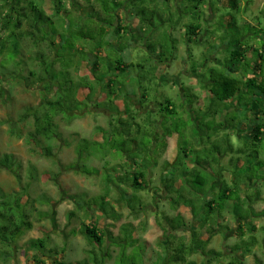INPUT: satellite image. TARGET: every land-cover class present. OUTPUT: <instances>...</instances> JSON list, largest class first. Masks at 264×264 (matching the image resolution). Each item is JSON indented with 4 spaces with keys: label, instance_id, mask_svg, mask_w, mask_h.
Instances as JSON below:
<instances>
[{
    "label": "rangeland",
    "instance_id": "1",
    "mask_svg": "<svg viewBox=\"0 0 264 264\" xmlns=\"http://www.w3.org/2000/svg\"><path fill=\"white\" fill-rule=\"evenodd\" d=\"M99 1L63 0V5L59 6L55 4L54 0H47L45 8L49 15L56 14V9L62 10L61 18L66 22L64 23L65 27L59 29L60 32L68 29V31H72V35L77 37L78 29L84 28L83 33L74 40L77 42V47L83 48L87 53L94 48V45L98 46L100 41L114 47H125L123 53L115 51L112 53L110 49V56H108V47H104L103 55L100 56L101 65H108L116 57L124 58L127 64L143 65L142 58L148 53L147 44H149L155 49V52L150 55L157 60L153 61V65L164 64L167 68L169 67V70L166 75H161L164 70L161 66L157 71L159 74H156L157 81L152 79L154 82L151 83L149 80L154 73L148 75L149 80L141 77L144 75L143 72L149 69L148 65L144 69L131 68L125 75L118 72L108 73L104 79L98 82L92 72V63L87 60L79 62L76 58L75 65L68 71L74 83L84 84L78 91L77 99L86 102L87 105L76 111V115L70 121L57 120L60 137L42 143L43 147L48 145L51 147L52 153L48 155L42 153L43 149H37L27 144L26 138L32 129V119L25 125H19L21 128L16 129V132L12 133L11 130L10 123L19 119L20 115L29 107L39 106L44 97L40 86H26L25 78L29 77L32 67V65L27 67L26 64H30L32 52L25 53L24 71L22 70L21 74L17 71V75L13 79L5 76L3 83L0 84V157L4 154L12 155L15 162L20 165L17 172L0 169V188L4 190V193L11 194L20 192L21 187H27L32 199L44 197L49 203L44 205L36 203L28 206L29 220L33 223L32 230H28L11 248L2 249L0 246L1 256L6 252V256H10V260L13 258L9 264H54L55 261H63L65 264H94L91 260L93 255L89 253L93 250L103 261L101 264H163L162 260H167L168 257V252L164 249L165 238L170 239L168 241L170 242L169 248L170 251H174L180 242H190L192 233L195 231L201 238L204 237L206 241L208 240L206 251L213 249L223 253L224 257H214L213 254L208 257L196 254L190 257L189 261H194L195 264H227L230 260L228 252H231L235 245L244 246L243 241L250 237V233L247 229L244 233L237 229L238 219L232 200H218L217 203L224 206L223 211L215 214L208 225L202 224L206 216L202 209L203 201L217 200L222 186L217 185L214 190L212 187L214 184H211L218 181V176L215 177V175L221 173H217L213 166L210 170L200 169V173L207 178L211 185L205 187L190 184L184 176H188L185 172L193 169L197 160L205 161L203 164L206 166L209 159L219 158L220 153L225 159L229 157V159L234 158L237 161L243 160L241 157L246 156L249 152L252 165H248V167L246 164L239 165L238 172H234L245 179L247 183L243 188L245 193H242L239 188H231L233 193L236 192L232 199L239 200V197L247 194L246 196H250L254 200L253 202L241 200L237 209L248 210L249 217H251L247 226L254 224L257 229L255 233L251 234V237L257 239L252 254H257L259 263H256L254 256L247 257L246 263L264 264V141L261 145L253 142L247 136L258 124H264V95L258 90L242 91V97L238 99L239 105L227 115L223 111L225 105L219 101L214 100L215 106L211 108V100L202 98L204 104H207V107L203 108L201 104L194 103L185 91L187 98H182L185 99L184 102L188 106L195 104L193 109L196 114L187 112V108L181 107V85L185 84L188 89H193L196 95L202 96L203 91L197 83L200 78L194 74H196L195 72L199 75L204 73L205 77L211 80L210 68H205V66L218 50L215 49L218 46H215L212 40H208L207 48L203 49L196 41L188 44L182 37L185 35L186 26L192 22L207 30L210 23L205 17L210 15V11L214 12V8L212 7V10L206 8L205 6L209 5L206 3L200 6L198 11H195L192 9L195 4H190L189 0H167V3L164 0H155L153 3L154 9H156L155 13L148 14L146 18L148 22L154 20L155 26L147 27L140 23L141 17L133 18L130 11L142 7L150 9L151 2L135 6L133 4L136 2L129 0L124 3L122 9H118L115 13L120 22H123L122 25L126 24L130 27V32L122 33L123 38L120 40L118 36L114 35V27L100 24L98 19H111L112 15L106 14L105 11L114 9L113 3L111 0H103V4ZM238 1L241 8L248 6L242 0ZM214 3L217 15L211 12L213 15L210 16L216 15L212 24H219L216 25L217 27L225 26L223 24L225 20L230 21L235 17L236 26L230 27V38L240 39L243 43V38L249 36V39L245 40L248 42L246 46H250L252 49L249 50L251 53L242 63L245 68L242 73L253 77L256 74L255 63L264 61V54L260 53L264 48V0H254L248 6L244 14L245 18L236 14L235 9L230 7L229 0H215ZM166 12H169L167 19L164 16ZM200 15H203L201 21ZM55 21L57 22V18ZM114 24H117V19ZM91 25L99 29V33L94 31ZM24 28L28 29V26L25 25ZM103 30H105V36L101 33ZM85 35H91V38L96 39L98 43L89 41L88 38L84 39ZM58 41L59 39H57ZM44 42L40 45L41 50L50 55V50ZM251 42H254L255 46H251ZM30 47H33L31 43ZM232 48L231 46L230 49ZM92 58L89 59L92 60ZM60 64L57 66L58 69ZM112 67L115 66L112 65ZM212 68L218 70L216 74L223 73L220 67ZM100 70L104 74L103 68ZM188 74L191 75L188 76ZM159 75L161 78L158 79ZM109 79L121 84L113 88L114 96L109 95L110 88L107 85ZM87 83H91L90 85L97 92L91 101L88 100ZM146 90L150 99L158 104L164 102L166 98H170L176 104L175 113L170 114L167 110L160 111L154 117L156 121L159 120L158 123L156 125L147 124L146 120L152 119L154 115L147 116L146 111L137 114L134 108V103H137L138 100V93H144ZM128 93L131 97L128 96V105H126L125 95ZM162 108L158 105V110ZM126 109H129L133 114L136 113L135 117L139 127H135L133 132L137 131L135 141H137L140 151L137 150L138 146L134 144L133 140H125L124 135L115 139L110 136L106 137V132H112L113 129L119 127V119H127ZM209 109L219 112L217 117L214 114V120L210 124L212 129H215L213 125H219V129L223 127V133L228 132L229 136L233 133L229 146H232L236 152L232 153L227 144L222 147L211 138L208 139L203 128L204 125H208L204 123V120L207 116L205 112ZM258 111H261V115L260 119L256 120L254 114ZM220 117H222L221 120H224L223 123L220 122ZM161 121L162 124L159 123ZM244 128H248V130H244ZM166 131H169L170 135L167 136ZM158 133H161L160 136ZM168 142H173L182 153L187 152L191 155L189 160L186 159L187 161L180 160L182 164L185 163L183 167L178 166L175 170L170 166L174 163L178 152L176 149L174 153H167V149L165 151L164 148ZM212 143L216 145L213 146ZM115 144V150L112 151ZM122 144L125 145L124 148L120 147ZM150 144L157 147L158 151L148 156L147 152L143 153L142 149ZM216 146L218 147L217 152L214 150ZM133 161L143 167L142 169L146 171L145 179L148 180L144 183L142 190L137 193H134L127 184L120 183V188L115 186V183L119 182L117 175L120 177L126 171H132ZM150 162L154 165L148 167ZM232 163L233 161L228 160L225 163L228 164L229 172L235 168L233 166V169L230 170ZM147 169L149 170L147 171ZM171 176H176L177 180L175 188L168 191L167 184L162 180ZM233 176L235 177V175ZM233 176L228 173L225 183L233 186L232 183L235 182ZM112 178L113 181L109 182V179ZM188 179L190 180V177ZM249 179L253 184H249ZM219 182L222 184V180ZM239 186L242 187V181H239ZM109 190L111 192L107 196L106 202L107 205H113V210L106 205L108 209L107 212H104L100 210L96 201L97 199L101 200L100 197L106 195ZM180 196H183V199ZM172 198L178 200L180 204L174 205ZM198 198L200 200L194 206L192 200ZM193 207L196 209L195 214L190 209ZM43 214H47V216H43ZM93 224H98L99 231L104 234L105 242L101 248L89 245L86 235L83 233L85 225L92 226ZM171 226L176 227V230H173ZM211 227L217 230L213 235L209 234ZM167 231L170 233L167 234ZM36 239H48L49 243L46 249L38 251L32 248L31 242ZM50 250L58 251L59 255L50 254ZM224 253L228 255H224ZM0 264L5 263L0 261Z\"/></svg>",
    "mask_w": 264,
    "mask_h": 264
},
{
    "label": "trees",
    "instance_id": "2",
    "mask_svg": "<svg viewBox=\"0 0 264 264\" xmlns=\"http://www.w3.org/2000/svg\"><path fill=\"white\" fill-rule=\"evenodd\" d=\"M46 1L47 0H0V84L3 83V79L5 78V76L13 79V77L15 78V76L17 75V71H19V73L22 72V70L24 71L23 67H25L26 64V62L24 61L25 53L27 54L28 51H31V62L30 64H26V66L29 67L32 65V67L29 71V77L25 78V81H27L26 86H40L44 93L43 102L37 107H29L28 109H26L20 115L19 119L13 121L12 123H10V125L13 133L21 128L19 127V125H25L27 122L30 121V119H32V129L28 132L26 138L27 144L37 149H43L42 153L44 152L45 154L51 155V147L49 145L43 147L42 143L43 141H53L54 139H58L60 137L59 124L57 123V120L66 119L67 121H70V119H72L76 115V111L81 110L83 106L87 105L86 102H81L77 99L78 91L84 84L74 83L68 71L70 67H73L75 65L76 58H78L79 62H81L82 60H87L92 63V72L95 74L96 80L98 82L104 79V77L107 76L108 73L110 74L111 72H118L119 74L125 75L129 70H131V68L136 69L139 67L141 69H144L145 66L148 64L149 69L143 72L144 75H142L141 77L143 79L149 80L148 75L154 73V75L150 77L151 80H149V82L151 83L156 80V73L159 69V65H153L154 63L152 62L151 56H148L146 59H144V65L127 64L124 58L118 57H116V59L114 61H111L108 65H104L103 63V65H101L100 56L103 55V50L105 49L104 47H108V56H110V53H113L114 51L123 53L125 47H114L111 44H105L101 41L99 44L98 42H96V39L91 38V35H85L86 37L84 39L88 38L87 40L89 41H95V43H98V46L94 45V48L90 50L89 53H87L83 48L79 49L77 47V42L74 39H76L79 35L83 33L84 28L82 27V29H78L77 37H75V35H72V31H68V29H64V31L60 32L59 29L61 27L64 28V23L66 22V20H63L61 18L62 10L56 9V14L49 15L45 8ZM127 1L129 0H111L114 9H107L105 11L106 14L108 13V15H112V17H110L111 19H101L97 17L100 20V24L103 23L105 25L114 27V35L118 36L120 40L123 38L121 36L122 33L130 32V28L123 26L120 22V19L118 18V15H115V13L118 9H122L124 3ZM133 1L136 2L135 4H133L135 6H138L140 4L145 5L151 2L152 6L150 7V9H145V7H142L138 10L135 8V11L137 13V16L139 18L141 17L140 23L142 25H147V27H154V20H149L148 22L146 18L148 14L155 13L156 9H154L155 6L153 5L155 0ZM244 1L247 3H251L253 0ZM54 2L56 5L59 6L63 5L64 3L63 0H54ZM99 2L103 4V0H100ZM164 2L167 3V0H164ZM189 2L190 4H195V10L199 9L200 6H203L205 4V0H189ZM229 4L236 11L239 9L238 0H229ZM55 18H57V22L55 21ZM116 19L117 24H114ZM25 25L28 26V29L24 28ZM235 26L236 21L235 17H233L229 28H233ZM248 26H250V24H248ZM92 28L94 31H98L99 33V29L95 27ZM188 29L189 36H193L195 38L198 36V27L195 26L193 23L189 25ZM101 33L103 36L106 35L105 30H103ZM57 39H59L58 42ZM43 42L50 50V55L45 53L44 50H41L42 47L40 45H42ZM190 42L192 41L189 37V43ZM30 43L33 45L32 48L30 47ZM230 43L233 48L228 50L229 62L231 65L235 66L240 62L241 59L245 57V49L243 47L248 42L245 41V38L243 39V43L240 39L231 38ZM147 47L149 48L151 54L155 52V49H153L152 45H148ZM35 49L40 50L35 51ZM263 53L264 49H262V54ZM108 56L106 57L108 58ZM91 57H93L92 60L89 59ZM59 63L61 64L60 68L58 69L57 66ZM112 65H114L115 67L113 68ZM100 68H103L104 74L100 70ZM229 69V71L225 70L223 71V73L219 74H216L218 73V70L210 69V77L212 78L211 80L207 79L204 73H202L203 75H199L197 74V72L195 73L196 77L199 76L200 78L199 82H201V88L205 91L210 92L214 97L213 99L215 101H219L222 104L235 98L237 93L242 91V86L245 84L247 88L251 91V88H254V90H258L264 95V64L258 66L259 73H257V69H255L256 74H254L253 77H250L247 83L237 78H234L232 74L235 72V70L233 68ZM159 78H161L160 75L158 76V79ZM90 84L91 83H87L86 87L89 89L88 100L91 101V99L93 98V96L96 95L97 92L95 88L92 87ZM107 85L108 88H110L109 95L114 96L115 93L113 88L121 84L115 80L109 79ZM123 89L125 90L124 86ZM126 96L127 94L125 95V97ZM191 97L192 101L193 98L196 99V96L194 95H191ZM125 101L126 105H128L127 98H125ZM161 107H163L160 110L161 112L167 110L170 112V114L175 113L176 110V106L170 98H166L165 101L161 104ZM128 110L129 109H126L125 112H128ZM136 120L137 119L134 115H129L128 119H119V127L113 129L112 132H106V137L110 136V138L115 139L120 135H124L125 140H133L134 144L138 146L137 150L140 151V147L137 141H135L137 131L133 132L135 127H139V124ZM146 123L155 125V123L151 119H147ZM263 129L264 124L261 123L257 125V127L254 129V142H262V136L264 135ZM159 134L160 133H158V136H160ZM166 135H170V132L166 131ZM152 136H154V134H152ZM230 139V136L226 135L225 142L228 146L230 143ZM103 143L99 144L101 145ZM124 146L125 145L122 144V146L120 147L124 148ZM115 147L116 144L112 151L115 150ZM229 147L232 148V146ZM144 148L145 149H142L144 150L143 153L147 152L148 156L153 155L156 151H158V148H155V146H153L152 144L144 146ZM188 157L189 154L187 152L182 153L180 150H178V156L175 158L174 163L170 166L173 167L175 170L178 168V166L183 167L185 163L182 164L180 160H186ZM147 162L148 160L146 161V163ZM148 165V167H151L154 164L150 162L148 163ZM132 166L133 169L131 172L126 171V173L120 177L119 175H117V179L119 182H117V184L115 183V186L120 188V183L127 184L131 187L134 193H137L142 190V188L144 187V183L148 180L145 179L146 177L144 173L146 171L142 169V166H138V163L135 161L132 162ZM19 168L20 165L15 162L12 155L4 154L0 157V169H6L11 172H17ZM202 168L203 167L201 160H197L196 165L193 167V169L185 172L188 175L184 176L185 179H187L190 184L199 185L200 187H205L206 185H209L207 178L200 173V169ZM148 170L149 169H147V171ZM234 170L233 174L235 175V177L233 176V178L235 182L232 183L234 187L228 185L227 183H224L221 192L218 194L217 200L212 199L204 202V211L206 213V216L202 224L208 225L209 221L211 220V218H213L215 214H219L220 211H223L224 206H220V204L217 203L218 200L234 201V210L238 219L237 229L243 233L245 229H247L250 233V237L247 240L243 241L244 246L241 247L240 245H235L234 247H232L231 252L229 254L230 260L227 262V264H247L246 259L248 256L252 255L253 247L256 246L257 241L255 237H251V234L255 233L257 229L256 226L252 224H250L249 226H246V224H244V222H246L247 225L248 222L250 223L249 219L251 216L249 217V211L245 208L243 211L237 209V205H239L241 203V200L243 201V199H241V197L238 198L239 200L232 199V196H234L236 192L233 193L231 188H240L239 181L243 182V180H245L244 178L240 179L241 176L239 174L236 175L234 173L236 172V168ZM188 177H190V180L188 179ZM176 180V176H171L167 179H163L162 182L167 184L166 189L168 191H172L173 188H175ZM249 180L251 182V179ZM112 181L113 178L109 179V182ZM110 192L111 191L109 190L106 195L100 197L101 200L97 199L96 201L99 204L100 210H103L104 212H107L109 206L110 209L113 210V205H107L106 202L108 199L107 196ZM180 198L183 199V196H180ZM245 199L249 202L254 201L250 196H246ZM24 200L26 201L24 202ZM171 200L174 205L180 204V202L174 198H172ZM199 200L200 198L192 200L194 202L193 205L195 206L196 202H199ZM36 203L44 205L49 203V201L44 197H40L39 199H32L27 187H21L20 192H13L11 194L4 193V190L0 188V246L2 247V249L7 247L11 248L14 244L18 243L20 238H22L28 230H32L33 223L29 220L30 216L28 214L27 208L28 206L35 205ZM106 205L108 207H106ZM190 209L193 210V213L195 214L194 211L196 209L194 207ZM43 216H47V214H43ZM211 228L209 234L213 235L214 233H216L217 230L215 228ZM172 229L176 230V227H172ZM83 233H85L86 235L88 244L92 247L97 246L101 248L103 246L105 242L103 238L104 234L99 231L98 224H93L92 226L85 225ZM168 233H170V231H167V234ZM191 237L192 239L190 242H180L179 246L174 251H170V242H168L170 241V239L165 238L166 245H164V249L167 250L168 257L166 258L167 260H162L164 261L163 264H195L194 261H189V258L196 254H200L207 257L213 254L214 257L218 258H221L223 256V253L216 252L213 249L206 251V248L209 244L208 240H203V237L201 238L199 233L193 231ZM48 243V239H36L32 240L31 245H33L32 248L40 251L42 249H46ZM49 253L55 256L59 255V252L55 250H50ZM89 253L93 255V257H91V260L92 262H94V264H101L103 262L101 261V259H99L98 253H96L95 251L91 250ZM252 256L256 258V263H259L257 255L253 254ZM12 259L13 258H11V260ZM11 260L10 256H6V252H4V255L1 256L0 250V261L4 262L5 264H9ZM206 262L209 263V261ZM54 264L65 263L63 261H55Z\"/></svg>",
    "mask_w": 264,
    "mask_h": 264
},
{
    "label": "crops",
    "instance_id": "3",
    "mask_svg": "<svg viewBox=\"0 0 264 264\" xmlns=\"http://www.w3.org/2000/svg\"><path fill=\"white\" fill-rule=\"evenodd\" d=\"M214 1L215 0H212V1H210V2H206L205 1V4L206 3H208L209 5L208 6H205L206 8H208V9H210V10H212V7L214 8V12H212V11H210L209 13H210V15H213L212 13H215L216 15H217V10H216V8H215V3H214ZM243 2H244V4L245 5H248V6H250V4H252L253 3V1L251 2V3H247V2H245L244 0H242ZM239 1H238V10L236 11L235 10V12H236V14H238V15H240L241 16V18H245L244 17V14H245V12H246V10H247V8H248V6H244L245 7V9H244V7L243 8H241L240 6H239ZM230 5V4H229ZM231 7V6H230ZM192 9H194V7L192 8ZM195 10V9H194ZM196 11V10H195ZM197 11H198V9H197ZM132 14H133V18L135 17V16H137V13L135 12V11H130ZM212 12V13H211ZM167 13H169V12H166L165 14H164V16L166 17V19L169 17V16H167ZM214 14V16H206L205 18H206V20L207 21H209V23H210V26H208V29L207 30H204L203 28H202V26H200V25H197L196 23H193L195 26H197L198 27V29H197V34H198V36L195 38V37H193V36H189L188 35V31H189V29H188V27H189V25L191 24V23H189L188 24V26H186V28H185V35L182 37V38H185V40H186V42L188 43V44H191V43H193L194 41H196V43H198L199 45H201V47L204 49V48H207L206 47V45H207V43H208V40L210 41V40H212L213 42H214V44H215V46H218L217 48H215V49H218L217 50V53L214 55V56H211V59H210V61H208L207 63H206V66H205V68H210V69H213L212 67H220L221 69H222V71H225V70H227V71H229L230 69L229 68H233L234 70H235V72L232 74V76L234 77V78H237V79H239V80H241V81H244L245 83H247L248 82V80L250 79V77H248L247 75H244V73H242V71L245 69L244 67H243V61L245 60V58L246 57H248L249 56V54L251 53L249 50H251L252 49V47H250V46H246V45H244V49H245V57L243 58V59H241L240 60V62L237 64V65H235V66H233V65H231L230 64V62H229V53H228V50L230 49V47H231V43H230V41H231V38H230V36H229V26H230V24H231V21H232V18H231V20L230 21H227V20H225V22L223 23L225 26H219V27H217L219 24H215L214 25V23L212 24L211 22L212 21H214L215 20V17H216V15ZM201 17H199L200 18V21H201V19H202V17H203V15H200ZM129 18H132V17H130L129 16ZM136 18V17H135ZM183 19V18H182ZM169 22V21H168ZM168 22H166V23H168ZM123 23V22H122ZM245 23V22H244ZM217 25V26H216ZM123 26H125V27H129V26H127L126 24H123ZM130 28V27H129ZM132 28V27H131ZM175 29H177L178 27H174ZM133 29V28H132ZM130 30V29H129ZM189 37H190V39H191V41L192 42H190L189 43ZM248 37V38H247ZM245 38V40H248L249 39V36H246V37H244ZM243 38V39H244ZM138 42V41H137ZM149 44H147V46H148ZM251 46H255V43L254 42H251V44H250ZM210 49L212 50V46L210 47ZM264 49V48H263ZM224 52H226L227 54H225ZM261 54H262V50H261V52H260ZM264 54V53H263ZM151 55V52L149 51V48H148V53H146V55L142 58V60H143V65H144V59H146L148 56H150ZM156 55V54H155ZM154 55V56H155ZM211 55V54H210ZM152 57V62L153 61H157L156 59H155V57H153V56H151ZM210 63V64H209ZM130 64H134V63H130ZM262 64H264V61L263 60H261L260 62H256L255 63V69H257V73H259V71H258V66H260V65H262ZM148 65V64H147ZM146 65V66H147ZM214 65V66H213ZM162 66V68H164V70L162 71V73H161V75H166V73L168 72V70H169V67L167 68L166 66H164V64L162 65V64H160L159 65V68ZM257 67V68H256ZM203 68V67H202ZM263 69V68H262ZM159 70V69H158ZM201 70H203V69H201ZM200 70V71H201ZM158 73V72H157ZM156 73V74H157ZM201 73V72H200ZM159 74V73H158ZM192 74V73H191ZM191 74H188V76H190ZM160 75V76H161ZM193 75V74H192ZM173 76H175V75H173ZM177 76V75H176ZM194 76H196V74H194ZM175 79H176V77H175ZM155 81H157V75H156V80ZM171 82H173V81H171ZM175 83V82H174ZM179 84H180V82H178ZM199 85H200V89L203 91V93H202V96H198V95H196L195 93V91L193 90V89H188V86L186 87V85L185 84H180L181 86H182V88H181V107L182 108H187V112H190V113H192V114H196V112H194V103L195 102H197L196 104H201L202 105V107L203 108H205V107H207V104L205 103L204 104V102L202 101V98H204V99H206V100H211L210 101V106H211V108H213L214 106H215V101H214V97H213V95L210 93V92H208V91H205V90H203L202 88H201V83L198 81L197 82ZM175 85H176V83H175ZM185 85V86H184ZM252 89V91H254V88H251ZM185 91H186V94L188 95V97H190V99H192V97H191V95H194V96H196V99H194L193 98V105H187V103H185L184 102V100L185 99H183L182 97H185ZM242 91H245V92H248V88H247V86H246V84L245 85H243L242 86ZM242 91L241 92H239V93H237V95H236V97L235 98H233L232 100H230V101H228V102H225V103H223L224 105H225V109L223 110L224 111V113L225 114H230L232 111H234V109L235 108H237L236 106H238L239 105V103H238V99L239 98H241L242 97ZM129 94L130 93H128V95L126 96V98L128 99L129 97H131V95L129 96ZM129 96V97H128ZM185 98H187V97H185ZM163 103V102H162ZM161 103V104H162ZM161 104H158V102H154V101H152L151 99H150V97H149V94H148V91L146 90L144 93H138V100H137V103H134V108L136 109V111H137V114L138 113H140L141 111H146V115L148 116V115H154L153 116V122L155 123V125L158 123V119H157V121H156V119L154 118L157 114H158V112L160 111V110H158V105H160L161 106ZM234 104H236V105H234ZM157 105V106H156ZM174 105L176 106V104L174 103ZM205 113H207L206 115V117H205V120H204V123L205 124H208V125H204V130H205V132H206V134H207V136H208V139H212L213 141H216L215 143L216 144H218L219 146H224L226 143H225V140H226V135H229V133L227 132H222L223 131V127H222V129H219L220 127H219V125H213V127L215 128V129H212V127H211V123H212V121L214 120V114H215V117H217L218 116V114H219V112L218 111H212V109L210 110H207ZM223 113V112H222ZM261 113V111H258V112H256L254 115L256 116L255 118H256V120H258V119H260V114ZM125 114L127 115V119H128V117H129V115H134L135 116V114L136 113H132L130 110H128V112H125ZM198 114V113H197ZM221 116V115H220ZM254 117V116H253ZM136 118V117H135ZM148 118V117H147ZM221 118L222 117H220V122H224V120L222 119L221 120ZM137 119V118H136ZM137 121V120H136ZM160 124H162V121L161 122H159ZM259 125V124H258ZM221 126V125H220ZM257 127V126H256ZM255 127V128H256ZM160 128H161V126H160ZM224 128H226V127H224ZM255 128H253L249 133H248V138L249 139H251L253 142H254V140H253V131H254V129ZM243 129V128H242ZM244 130H248V128H244ZM264 130V129H263ZM161 134V133H160ZM159 134V135H160ZM233 135V133H231L230 134V137ZM250 136V137H249ZM223 137V138H222ZM242 137V136H241ZM217 140H219V141H217ZM262 142L261 143H259V144H261L262 145V143H263V141H264V135L262 136V140H261ZM215 143H212L213 144V146L214 145H216ZM255 143H258V142H255ZM209 145V144H208ZM208 145H207V147H208ZM209 148V147H208ZM230 148V147H229ZM166 149H167V153L169 152V153H174V151L177 149V152H178V148L175 146V144L172 142V143H166V148H165V151H166ZM203 149V148H202ZM207 149V148H206ZM210 149V148H209ZM216 149H218V147L216 146V147H214V150L217 152V150ZM232 153H234V152H236L235 151V149L232 147V148H230L229 149ZM220 153V152H219ZM164 154V153H163ZM168 155V154H167ZM170 155V154H169ZM220 155V157L219 158H213V159H209V163L207 162V164H206V166H204V162L205 161H201V163H202V167L204 168V169H206V170H210V168H211V166H213L214 167V169H215V171H217V173H221L220 175H215V177L216 176H218V178H217V182L216 183H212L211 185H213L214 186V188L215 187H217V185H221V183L219 182V181H221V180H224L225 178H227L226 177V175L228 174V173H230V176H233L234 174H233V171L232 172H229V170H228V167H227V165L228 164H225L226 162H227V160L228 161H233V163H232V166H231V168H230V170H232L233 169V166L236 168V172H238V169H239V165H241V166H244L245 164L247 165V167H248V165H252V161H250V159H251V154L249 153V152H247V155L246 156H242L241 158H243V160H241V159H239V160H237V161H235V159L234 158H230L229 159V157H227L226 159L224 158V156L223 155H221V153L219 154ZM210 157V156H209ZM191 158V155L189 154V157L187 158V160H189ZM175 160V159H174ZM186 160V161H187ZM249 163V164H248ZM194 167V166H193ZM202 168V169H203ZM234 168V169H235ZM235 171V170H234ZM214 177V178H215ZM241 179H243L242 177H240ZM247 183H246V181L245 180H243V182H242V187H240L239 189H241L242 190V193L244 192L245 193V189H243L244 188V186L246 185ZM250 185L251 184H253L252 182H250L249 183ZM210 184H209V186H211ZM212 186V187H213ZM247 195V194H246ZM246 195H244L243 197H241L242 199H243V201H245L246 202V199H245V197H246ZM244 224H246V226H247V223L246 222H244ZM252 225H254V224H252ZM255 226V225H254ZM246 230V229H245ZM243 238L244 237H242V240H243ZM203 240H205L204 239V237H203ZM206 241V240H205ZM228 253H230V252H228ZM225 254H227V253H225ZM228 255V254H227ZM253 255V254H252ZM251 255V257H253ZM257 255V254H256ZM249 257V256H248ZM257 258H259L258 256H257Z\"/></svg>",
    "mask_w": 264,
    "mask_h": 264
},
{
    "label": "flooded vegetation",
    "instance_id": "4",
    "mask_svg": "<svg viewBox=\"0 0 264 264\" xmlns=\"http://www.w3.org/2000/svg\"><path fill=\"white\" fill-rule=\"evenodd\" d=\"M226 181H225V179L224 180H222V184H221V186H223V184L225 183ZM214 187V186H213ZM214 190H215V188H214ZM200 193V192H199ZM204 202L205 201H203V206H202V209L203 210H205V208H204ZM224 255H225V253H224ZM227 255V254H226Z\"/></svg>",
    "mask_w": 264,
    "mask_h": 264
}]
</instances>
